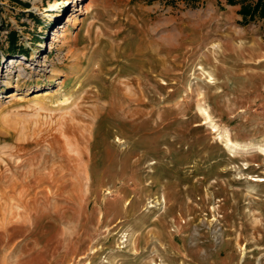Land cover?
<instances>
[{"label": "rangeland", "instance_id": "374dc122", "mask_svg": "<svg viewBox=\"0 0 264 264\" xmlns=\"http://www.w3.org/2000/svg\"><path fill=\"white\" fill-rule=\"evenodd\" d=\"M256 2L0 0V264H264Z\"/></svg>", "mask_w": 264, "mask_h": 264}, {"label": "trees", "instance_id": "16d2710c", "mask_svg": "<svg viewBox=\"0 0 264 264\" xmlns=\"http://www.w3.org/2000/svg\"><path fill=\"white\" fill-rule=\"evenodd\" d=\"M226 1L228 4L233 5L234 3H236L237 0H226ZM240 14L243 17L250 16L252 18L256 14H260L261 16L264 17V0H257L256 4L252 8L247 6H242L240 10ZM10 40H11L10 43H12V47L15 48L16 34L14 32L10 33ZM16 50L17 49L13 51Z\"/></svg>", "mask_w": 264, "mask_h": 264}, {"label": "bare ground", "instance_id": "6f19581e", "mask_svg": "<svg viewBox=\"0 0 264 264\" xmlns=\"http://www.w3.org/2000/svg\"><path fill=\"white\" fill-rule=\"evenodd\" d=\"M202 112H203V114L206 116V118L209 120V115H208L207 111H206L205 109H203ZM224 146H225L228 150H230V151H232V152H234V151L239 150L240 148H242L241 145L235 144V143H233L231 140H227V141L225 142V145H224ZM258 150L262 151L261 147H259Z\"/></svg>", "mask_w": 264, "mask_h": 264}]
</instances>
